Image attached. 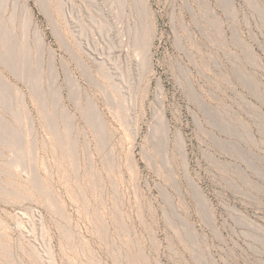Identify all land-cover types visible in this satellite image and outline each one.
I'll list each match as a JSON object with an SVG mask.
<instances>
[{"label":"rangeland","instance_id":"obj_1","mask_svg":"<svg viewBox=\"0 0 264 264\" xmlns=\"http://www.w3.org/2000/svg\"><path fill=\"white\" fill-rule=\"evenodd\" d=\"M41 2L0 0V264H264V0Z\"/></svg>","mask_w":264,"mask_h":264},{"label":"bare ground","instance_id":"obj_2","mask_svg":"<svg viewBox=\"0 0 264 264\" xmlns=\"http://www.w3.org/2000/svg\"><path fill=\"white\" fill-rule=\"evenodd\" d=\"M44 1H45V0H44ZM44 1H43V2H44ZM141 1L143 2V4L145 3V0H141ZM40 2H41V1L39 0V3H40ZM43 2H41L42 6H43ZM22 5H24V4H22ZM22 5H21V7H24V6H25V5H24V6H22ZM44 6H46L45 2H44ZM24 8L26 9V7H24ZM22 10H23V9H22ZM23 11H24V10H23ZM27 16H28V15H27ZM50 16H51V15H50ZM50 18H51V17H50ZM27 19H28V18H27ZM36 37H37L38 40L40 41V43H41V47H43V41L41 40V37L39 36V31H38V30H36ZM49 51H50V50H49ZM50 52H51V51H50ZM5 54H6V53H5ZM5 54H4V56L7 57L9 61H10V59L12 60V57H11V53H10V52H8L7 55H5ZM4 56H3V57H4ZM7 58H6V59H7ZM14 59H15V58H14ZM4 60H5V58H4ZM5 62H6V61H5Z\"/></svg>","mask_w":264,"mask_h":264},{"label":"crops","instance_id":"obj_3","mask_svg":"<svg viewBox=\"0 0 264 264\" xmlns=\"http://www.w3.org/2000/svg\"><path fill=\"white\" fill-rule=\"evenodd\" d=\"M1 2H2V0H1Z\"/></svg>","mask_w":264,"mask_h":264}]
</instances>
